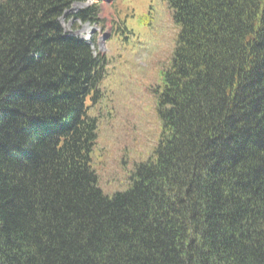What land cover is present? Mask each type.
I'll return each mask as SVG.
<instances>
[{"label":"trees","instance_id":"16d2710c","mask_svg":"<svg viewBox=\"0 0 264 264\" xmlns=\"http://www.w3.org/2000/svg\"><path fill=\"white\" fill-rule=\"evenodd\" d=\"M75 1L0 0V264H264V0H164L159 137L110 195L105 58L59 23Z\"/></svg>","mask_w":264,"mask_h":264},{"label":"rangeland","instance_id":"374dc122","mask_svg":"<svg viewBox=\"0 0 264 264\" xmlns=\"http://www.w3.org/2000/svg\"><path fill=\"white\" fill-rule=\"evenodd\" d=\"M90 6H95L92 18L79 17ZM59 22L65 33L87 41L94 54L105 58L100 98L89 109L99 116L91 165L105 194L125 191L136 165L149 158L159 137L157 91L177 25L164 0L77 1Z\"/></svg>","mask_w":264,"mask_h":264},{"label":"bare ground","instance_id":"6f19581e","mask_svg":"<svg viewBox=\"0 0 264 264\" xmlns=\"http://www.w3.org/2000/svg\"><path fill=\"white\" fill-rule=\"evenodd\" d=\"M106 6H107V7H106V9H105V10H106V11H109V10H110V8H111V4L109 3V4H107ZM109 6H110V8H109Z\"/></svg>","mask_w":264,"mask_h":264}]
</instances>
